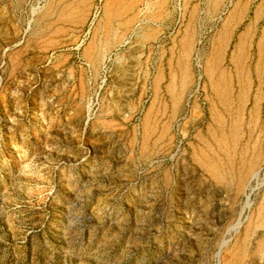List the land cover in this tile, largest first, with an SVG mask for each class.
<instances>
[{
	"label": "rangeland",
	"instance_id": "374dc122",
	"mask_svg": "<svg viewBox=\"0 0 264 264\" xmlns=\"http://www.w3.org/2000/svg\"><path fill=\"white\" fill-rule=\"evenodd\" d=\"M116 1L0 0V264H264V163L240 193L203 166L238 162L258 92L264 124V0ZM225 26L231 75L254 36L244 136L222 115V147L204 66Z\"/></svg>",
	"mask_w": 264,
	"mask_h": 264
},
{
	"label": "bare ground",
	"instance_id": "6f19581e",
	"mask_svg": "<svg viewBox=\"0 0 264 264\" xmlns=\"http://www.w3.org/2000/svg\"><path fill=\"white\" fill-rule=\"evenodd\" d=\"M116 2H113V3H116ZM262 9H264V3H262V5H260V7L258 8L257 13L255 14L254 23H257V21L261 18V15L259 14ZM119 13L120 12H118V14ZM108 14H109V11H108ZM111 16L116 17L118 15L114 14ZM108 17L106 19H109ZM238 17H240V15H235V18H237L236 20L239 21V19L241 18H238ZM238 21H237V24H238ZM108 25H109V22H108ZM235 25L236 24L234 23L233 26ZM110 28L108 32L113 33V31ZM105 29L106 28L104 27L103 31ZM106 32H107V29H106ZM231 35H232V31L228 29L227 26H225L222 29L221 34H219L220 37L218 38V46L216 45L217 50L215 51L214 56L213 57L208 56L209 58L204 66V74L206 76V82L208 84L210 95L212 96V99H213V102L212 100H210L211 108H213L214 110L216 109V106H219L222 109L221 113L213 112L214 113L213 117L217 125V135L214 136V138L215 140H217V142L222 147L226 146L227 141L229 142V140H227L228 138V136H226L227 134L226 135L224 134V125H223L224 122L222 121V115L231 116L229 129H230V134L232 136V140L234 141L233 142L234 146H237L240 140L244 136L243 129H244V123L246 121V118H245L246 110L245 109H246V106L248 105L249 92L251 89L250 86L252 83L250 79L251 77L249 75L250 69H249L247 62L250 58L249 51L253 44L252 36H254V34L245 32V33H242L238 37V41L236 42L235 49L230 55V60H229L234 68L232 75L230 74V72H227L226 70L221 68V62L225 59L224 56L226 53V49L229 46ZM261 35L262 36L260 40L258 41L257 45H255L257 46V54H258V61L256 62L257 64L255 66V72L258 78L257 80H258L259 86L262 83V73L264 71V33L263 31ZM109 37L110 36L108 35L107 38ZM103 47H104L103 49H106V41ZM181 65H182L180 66L181 68H185V69H182L184 72L183 77H184V80L187 82L189 79V75H187V72L185 71L188 66L186 65V62H182ZM170 87L172 88V85ZM171 88L170 90L172 92L173 88L172 89ZM254 97L255 98L253 99V103L248 113V121H247L248 123L246 125L247 126L246 131L248 132V137H247L248 141L245 145L243 144L244 146H242L240 153H238V156H237L239 157L238 162H235V154L227 153L226 154L227 157L224 163L220 164L219 161H215L214 159L213 161H211L208 157L205 158L207 161H204L203 163L204 168L216 180L217 183H220V184L223 183L228 186L231 185L232 183H235L236 193H240L241 191L243 192L245 190L246 185L249 182V180L252 177L255 178L257 176V173H258L257 167L260 166L261 163H264V124H261V126L258 125L259 110H260L259 106H260V101H261V96L259 95V92ZM178 98H180L179 94L173 95L175 104H177ZM256 129H258L257 131L260 134L258 137L253 138L252 134H253V131H255ZM262 214L260 215L258 214V218L255 222L256 227H264V216Z\"/></svg>",
	"mask_w": 264,
	"mask_h": 264
}]
</instances>
